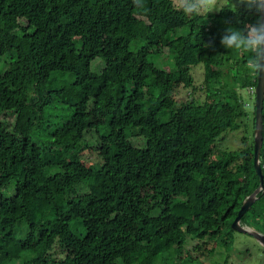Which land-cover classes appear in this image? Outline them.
Returning <instances> with one entry per match:
<instances>
[{"label":"trees","instance_id":"obj_1","mask_svg":"<svg viewBox=\"0 0 264 264\" xmlns=\"http://www.w3.org/2000/svg\"><path fill=\"white\" fill-rule=\"evenodd\" d=\"M220 9L187 16L173 0H0V264H137L171 250L179 261L187 238L229 248L231 224L259 186L255 107L250 116L241 95L255 99L257 77L220 37L257 14L237 0ZM164 51L169 73L149 61ZM199 64L204 101L177 103L181 87L195 90ZM63 75L72 82L54 85ZM87 115L102 123L62 142ZM262 116L264 185V100ZM242 126L251 144L244 137L240 150L219 151ZM240 224L264 235V188Z\"/></svg>","mask_w":264,"mask_h":264},{"label":"rangeland","instance_id":"obj_2","mask_svg":"<svg viewBox=\"0 0 264 264\" xmlns=\"http://www.w3.org/2000/svg\"><path fill=\"white\" fill-rule=\"evenodd\" d=\"M175 6H177V0H173ZM226 0H218L219 7L224 5ZM212 12H216L215 10ZM135 44L133 43L132 47L134 49ZM149 61L153 63L155 66L164 69L166 73H169V70L173 68V61L168 57V54L164 52H155L149 56ZM98 61H94L91 64V70L93 72H98L99 69L102 67L97 66ZM100 62V61H99ZM5 58H0V72H2L6 68ZM191 74L194 80V89H185L180 88L177 93L175 94L174 99L176 102H185L190 100H195L197 102L204 101L205 94L203 92V66L201 64L196 65L195 67L191 68ZM73 78L69 75H63L60 79L55 81L53 84L56 85L61 83H70L72 82ZM241 95L245 102V108L250 113H252V109L254 106V97H250L246 95L245 91H241ZM102 117L95 116V115H87L83 118L77 120V124L74 128L70 129L61 139L62 142L64 141H75L79 138V129L81 125H88V124H101ZM245 128L242 126L238 131H229L224 134V139L217 142V148L219 151H238L243 148V139L244 137L247 138V143L251 144V131H244ZM95 137V135H92ZM132 142L137 145L141 146L139 140H135V138L131 139ZM89 142V138L87 136L84 137V143ZM91 141V140H90ZM85 162L90 164H98L99 159L95 154H90L86 152ZM9 191L8 193H11ZM4 195L6 193L4 192ZM193 233H196V228L192 229ZM233 235V243L229 245V248H223L220 246H215V244L207 243L206 245L203 244L202 241L193 240L187 238L184 248L182 249V258L178 261L176 260V255L174 251L171 250L169 253L161 254L158 256L156 260L149 259L148 261L141 260L137 264H264V248L251 236L244 235L234 231ZM56 253L59 252L58 248H55ZM212 250L211 253H209ZM30 258L33 255L30 253L25 252L22 257ZM197 257V258H196ZM185 260V261H184ZM190 260V261H189ZM4 259L0 256V262H3ZM183 261V262H182Z\"/></svg>","mask_w":264,"mask_h":264},{"label":"clouds","instance_id":"obj_3","mask_svg":"<svg viewBox=\"0 0 264 264\" xmlns=\"http://www.w3.org/2000/svg\"><path fill=\"white\" fill-rule=\"evenodd\" d=\"M142 6V0H134ZM237 4L248 11H255L257 20L243 29L225 27L220 37V45L231 52L246 56L245 68L249 74L258 77L264 73V0H237ZM177 6L187 16L205 15L212 11L222 10L218 0H177Z\"/></svg>","mask_w":264,"mask_h":264},{"label":"water","instance_id":"obj_4","mask_svg":"<svg viewBox=\"0 0 264 264\" xmlns=\"http://www.w3.org/2000/svg\"><path fill=\"white\" fill-rule=\"evenodd\" d=\"M261 17L264 18V14H261ZM255 95V123H254V158H253V166L255 172L259 178V186L258 188L242 203L237 216L235 217L234 221L231 224V229L238 233L249 235L254 240H256L263 248H264V235L258 233L248 227H244L240 224L241 218L244 214L250 209L252 204L256 200V196L260 191L263 190V177L261 173V167L259 164V156L260 150L262 146V132H263V100H264V73H260L257 77V84L254 89Z\"/></svg>","mask_w":264,"mask_h":264}]
</instances>
